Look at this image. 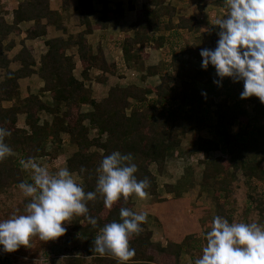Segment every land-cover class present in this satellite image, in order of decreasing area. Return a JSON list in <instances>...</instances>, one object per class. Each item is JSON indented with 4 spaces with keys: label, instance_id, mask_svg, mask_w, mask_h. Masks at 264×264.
<instances>
[{
    "label": "trees",
    "instance_id": "trees-1",
    "mask_svg": "<svg viewBox=\"0 0 264 264\" xmlns=\"http://www.w3.org/2000/svg\"><path fill=\"white\" fill-rule=\"evenodd\" d=\"M165 1L147 0L136 23L123 27L124 31L134 32V37L125 38L123 49L127 59L134 58L136 63L142 61V52L151 44L150 40L157 46L168 44L171 58L159 85H113L97 100L84 80L75 77L76 63L68 54L73 45L77 46L83 72L96 67L101 72L99 81L118 72L116 64L106 63L100 48L92 54L86 35L95 27L105 29L112 22L119 23L123 17L120 8L110 9L107 0H99L100 15L93 25L89 18L93 13L92 0H79L80 21L86 25L85 30L74 38L48 39L49 49L41 57L38 74L44 80L43 90L50 92V103L38 95L19 96L11 107H4L2 102L16 97V79L35 71L30 66L34 59L30 48L24 46L17 55L24 66L15 71L9 69V60L2 50L4 37L13 31L21 33L20 23L29 20H34L35 25L25 35L29 38L44 35L47 24L56 23L57 12L51 9L50 0H27L14 9L11 20L0 14V66L7 70L5 80L0 83V194L12 183L28 188L33 194L36 190V195L43 197L42 201L48 205V216L54 221L60 212L55 205L69 198L70 202L63 206L64 212L77 215L52 223L47 240L50 245L69 242L56 264H179L182 250L191 256L194 264L210 263L208 253L192 244L194 234L180 242L169 241L165 246L153 241L152 231L139 223L128 189L132 183L137 192L157 195V175L164 173L168 156L182 144L187 133L195 134L194 159L205 164L202 185L212 186L219 212L213 228L207 231L205 244L213 243L217 248L226 246L224 243L230 239L227 221L231 217L226 215L225 203L229 204L230 194L241 187L248 199L247 216L264 218V81L247 91H237L233 84L226 85L222 74L215 79L214 71H221V60L228 54L217 27L202 32L210 38V44L205 47L184 40V33L197 30L202 22L196 16H180L175 22L176 8ZM251 1L254 0H215L228 9L239 2ZM239 16L242 22L250 23L255 37L262 34L264 15L239 12ZM44 18L46 24L42 22ZM55 25L63 29L60 23ZM160 31L158 36L152 34ZM135 46H139L137 50ZM233 52L230 49L229 53ZM252 57L264 71V47ZM252 57L247 56L248 60ZM243 60L241 63L246 68L247 61ZM147 70L149 74L157 73L153 67ZM85 104L92 109L82 112ZM18 112L27 115L30 130L16 125ZM42 112L59 117L55 133L65 132L77 145V150L66 160V171L78 174L82 182H74L64 191L56 190L55 182L46 172L37 173L29 181L25 179L23 165L34 163L40 157L54 158L45 144L50 123L48 119L42 121ZM236 124L238 131L233 133ZM207 127H211V134L204 136L201 132ZM91 130L96 131L92 137ZM13 150L20 155L3 154ZM212 153L214 156L210 159ZM152 163L157 165V172L150 168ZM238 171L246 177L243 183L238 182ZM38 180L44 181L39 190L35 188ZM259 184H263V190ZM0 230L1 235L4 231L1 227ZM259 231L263 234L264 226ZM230 233L232 239L235 231ZM103 234L112 239L109 248L103 246ZM242 234L245 236L247 232ZM255 249V243L248 247L250 256L255 257ZM53 257L48 247L38 262L31 263L51 264ZM0 260V264H26V260L17 259L12 252L1 254ZM260 264H264V258Z\"/></svg>",
    "mask_w": 264,
    "mask_h": 264
},
{
    "label": "crops",
    "instance_id": "crops-1",
    "mask_svg": "<svg viewBox=\"0 0 264 264\" xmlns=\"http://www.w3.org/2000/svg\"><path fill=\"white\" fill-rule=\"evenodd\" d=\"M23 1L27 0H4L0 4V14L4 15L7 20H11L13 18L14 9ZM107 1L110 9L120 8L119 10L122 11L123 17L120 19L119 23L112 22L105 29L98 27L93 28L86 35V38L92 54H96L98 48H100L106 63L116 64L119 67L118 72L116 74L106 75L107 77H105V80L99 81L97 77L101 72L96 67H92L87 72H83L82 61L79 57L77 46L73 45L68 49V54L73 56L76 63L74 69L75 77L79 80H84L85 85L92 89L93 96H95L97 100L100 99L98 96L101 90L105 87L108 92L109 88L112 86L109 85L108 82L114 80L123 83L129 80H141V82H132L122 84L121 86L129 84H137L140 86L159 85L162 81L161 76L165 74L164 67L169 64L171 58L167 43L157 46L153 40H150V43L153 45L150 44L145 47L142 52L143 57L141 62L136 63L135 59H131L130 57V59H127V55L123 49V42L127 36L134 37L135 35L133 31H124L123 27H129L136 23L139 12L147 0ZM165 2L166 4L169 3L170 5H174L176 8L174 17L175 22H177L180 16H196L201 20V27L194 31H186L183 36L184 40L191 43H200L202 47H205L207 44H210V38L202 35V32H209L213 30L214 27H217V34L223 41V46L225 45L224 49L228 51V54L221 60L219 65L221 71H214L213 77L215 79L218 78L220 74L225 78L226 75L231 72L230 69L232 67H229V65L232 62L242 59L243 54H238V50L240 49L239 46L242 47L243 51H250V53L264 47V29L259 37H255L250 23L242 22L239 16V12L264 15L263 0H254L249 3L239 2L232 9H228L229 7L226 8L224 4H218L215 0H166ZM233 2H237V0H233ZM119 4L120 6L118 7ZM78 6L79 0H50L51 9L57 12V19L55 22L60 23L63 29L58 28L55 25L56 23L47 24L46 34L35 38H29L25 35V31L35 25L34 20H29L20 23V27L23 30L21 33L13 31L4 37L2 50L9 60V69L15 71L24 66L23 62L17 59L18 53L24 46L30 48L34 59V63H31L30 66L35 71L29 75L21 76L16 79V96L27 97L29 95H39V97L42 98L43 95V97H45L42 101H49L47 103H50V92L43 90L44 80L38 74L41 57L49 49L46 44L48 39L56 37L74 38L81 31L85 30L86 25L82 24L80 21V8ZM91 7L93 8V13L89 18L94 25L100 15L101 3L99 0H92ZM42 22L46 24L47 19L44 18ZM152 34L158 36V34H161V31L159 33L152 32ZM138 47L139 46H135L134 48L137 50ZM230 49H233L234 52L229 53ZM227 51L225 53H227ZM149 67L157 69V73L149 74L147 70ZM0 71L2 73L0 76L1 83L5 80L7 70L0 66ZM194 151L195 148L190 150V158L194 160L193 162L197 163L194 159ZM170 155L167 158L166 169L164 173L161 174V177L163 178L166 176L169 182L173 184L177 181V177H175V179L173 178V173L177 176V168L173 165L174 163H172V160H170ZM175 155H178L177 150ZM180 178L181 176H179L178 179ZM161 186L162 184L159 185V187ZM174 187L175 189L173 191L175 192L176 190L177 193L174 194L172 199H168L169 196L166 194V191L163 192V190L161 191L158 189V194L153 196L148 192L135 191L132 183L128 185L134 204L133 210L138 217L144 215V217L147 218L145 222L149 230L152 231L153 241L162 243L168 241L180 242L189 234H200L202 231L211 228H207L205 224L208 223L209 219L211 223L213 222V213L210 207L201 206L204 204L200 200V197L202 198L203 195H200V193H202L200 189H196L197 193L195 194L192 190L190 192H182L180 189H177L176 186ZM169 190H171V188H169ZM198 195L199 199H197ZM192 204L197 208V213H194ZM160 212L164 215L169 213V218L161 216ZM164 222L166 223L164 224Z\"/></svg>",
    "mask_w": 264,
    "mask_h": 264
},
{
    "label": "rangeland",
    "instance_id": "rangeland-1",
    "mask_svg": "<svg viewBox=\"0 0 264 264\" xmlns=\"http://www.w3.org/2000/svg\"><path fill=\"white\" fill-rule=\"evenodd\" d=\"M239 47L240 49L238 50V54L240 55L242 53L244 55L243 59L247 58L248 55L252 57V55L257 54L256 50L250 53V51H243L241 46ZM243 59H241L240 61L232 62L229 65V67H232L230 69L231 72L227 74L225 78L222 77V80L226 83L227 86L233 84L234 89L237 91H247L256 84L262 83L264 81V71L261 69V66L256 65V63H254L253 57L251 58V60H248V58L247 60H245L247 61V69L245 68L243 63H241ZM1 74L2 73L0 71V76ZM132 82H141V80H129L126 81V83L114 80L108 83L109 85L113 86L116 84L122 85ZM104 94H107V90L105 89V87L101 90V93L98 97L101 99ZM44 97L42 95V98L40 99L42 100ZM152 97L153 95L150 96V98ZM17 98H19V96H12L4 100L2 104L4 107H11L16 103ZM90 109H92V106L89 104H85L81 107L82 112L88 111ZM128 112L130 113V109L128 110ZM15 116L17 118L16 125L19 128L23 130H30V127L27 125V115L25 113L18 112ZM41 118L42 121L43 119H48L50 123V126L46 130L48 137L47 140L45 139V144L47 147V151L52 152V154H54V158L51 155L47 157H40L37 158L34 163H28L26 165H23V167L25 166L24 169L26 171L25 179L26 181H29L32 177L34 179L37 173L41 174L42 172H46L47 176H49L55 182L56 190H67L72 183L82 182V179L79 177L78 174L68 173L66 171V160L69 156L73 154V152L77 150V145L72 140V138L65 132L56 131L57 133H55V130H58L60 124L59 117H56L55 115L46 112H42ZM237 131L238 124L234 125L233 127V133H237ZM95 132V130H91V137L95 134ZM201 134L204 136L210 135L211 127L205 128V130L202 131ZM194 148H196L195 134H185L183 136L182 144L176 149H174L170 155V160H172V163H174L173 165H175L177 168V176H175L173 173V178L175 179V177H177V181L176 183L174 182L172 184L169 182L166 176L162 178V175L158 174L157 179L159 185L162 184V186L159 187V190H163V192L166 191V194L169 196L168 199H172L174 194L177 193L176 190L175 192L173 191L175 189L174 186H176V188L180 189L182 192H190L192 190V192H194L195 194L197 193V190L200 189V191L202 192L200 193V195L203 194V199L200 197V200L204 204L201 206L210 207L213 213V222L211 223L209 219L208 223H206L205 226L207 228L211 227L210 229H212L214 226V221L217 220V217L219 215L217 202L214 199V191L212 189V186L202 185L203 170L205 168V164H201L200 162L195 163L193 162L194 160L190 158V150ZM176 150L178 151L177 156L175 155ZM3 154L13 155L17 157L20 155V153L16 150L4 151ZM213 156L214 153L210 155V159ZM150 168L152 169V171L157 172V165L155 163H152L150 165ZM237 174L238 182L243 183L246 179L243 172L238 171ZM179 176H181L180 179H178ZM43 184L44 181H35V188L39 190V187L43 186ZM259 185L263 190V184ZM169 188H171V190H169ZM43 190L46 192V188H44ZM68 199V197H65L62 201L57 202V204L55 205L60 210V212L58 213L59 220L73 219L77 215L75 213L64 212L63 206L67 202H70V200ZM197 199H199V195ZM42 200L43 197L36 195V190L33 194L30 190H28V188H26L25 190L24 187L15 185L14 183H12L9 187L7 186V189L3 191L2 194H0V227L4 231L3 234L0 235V250H3V253L1 252L2 255L4 253L12 252L14 253V256L17 259H24L26 260V264H32L31 262H38V259L49 247L51 249V252L55 256L53 257L54 261L51 264L58 263L59 257L63 254V249L69 245V242L64 240L62 244L58 245H50L47 242L48 238L50 237V225L53 227L52 223L57 222L58 219L57 221H54L51 219V217L48 216V205H46L45 201ZM229 201V204L225 203L227 208L226 215L231 217V219L227 221V223L230 222L227 226V230L229 229L227 237H230V239H228L227 243H224L226 244V246L217 248L213 243L209 245L205 244L204 238L208 233L207 231L210 229L204 230L200 234H194L195 236L191 239L192 244L198 247L200 250L203 249V251H206L208 253L206 254L209 259L208 262H210L208 264H252V262H254L253 264H260L261 260H263L264 258V233H260L259 230L261 229V227L264 226V218H260L257 216L258 218L252 219L249 217V215L247 216L248 199L246 195V190L243 187L239 188L236 193L230 194ZM189 206L191 207L190 204ZM193 211L194 213H197V208L194 205ZM160 215L166 216L168 218L170 216L169 213H166L164 215L161 212ZM140 216L141 217H139V223L145 229H149L145 222L147 218L144 217V215ZM165 223L166 222H164V224ZM253 223H259L263 226L254 225ZM231 231H235V233L233 234L234 237H232V239L230 233ZM245 231L247 232V235L245 234L244 236L242 232ZM237 233L238 236H235V234ZM240 238H244L246 240L241 241ZM101 239L103 240V246L109 248L112 243V239L104 234L101 235ZM168 242L159 243L165 246ZM253 242L255 243L256 247L255 257L249 255V252L251 250L247 251L248 247L251 244L254 245ZM241 252H243L244 256H241ZM240 256L242 257V260L240 259ZM254 258L256 259V261H252L255 260ZM178 260L179 264H194L193 260L191 259V256L185 250H182Z\"/></svg>",
    "mask_w": 264,
    "mask_h": 264
}]
</instances>
